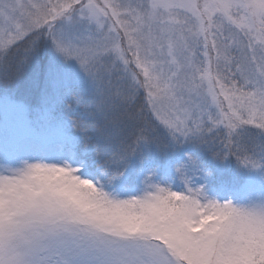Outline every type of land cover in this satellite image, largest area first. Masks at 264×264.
Masks as SVG:
<instances>
[{
    "label": "snow or ice",
    "instance_id": "snow-or-ice-1",
    "mask_svg": "<svg viewBox=\"0 0 264 264\" xmlns=\"http://www.w3.org/2000/svg\"><path fill=\"white\" fill-rule=\"evenodd\" d=\"M0 264H264V0H0Z\"/></svg>",
    "mask_w": 264,
    "mask_h": 264
}]
</instances>
